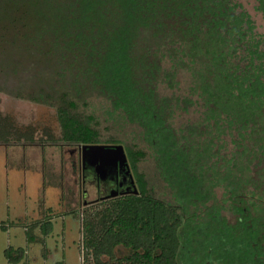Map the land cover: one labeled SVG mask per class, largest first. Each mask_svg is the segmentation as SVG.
Returning a JSON list of instances; mask_svg holds the SVG:
<instances>
[{"label": "trees", "instance_id": "16d2710c", "mask_svg": "<svg viewBox=\"0 0 264 264\" xmlns=\"http://www.w3.org/2000/svg\"><path fill=\"white\" fill-rule=\"evenodd\" d=\"M255 9L264 28V0ZM31 38L82 55L93 82L139 127L173 195L154 196L138 169L146 152L123 145L138 193L84 207L83 264H264V32L239 2L0 0V44ZM141 40L162 46L158 58L137 55ZM184 70L195 75L201 102V114L186 124L160 92ZM74 108L62 97L59 136L43 129L46 140L38 142L37 131L0 112V143L98 144L100 132ZM41 225L43 243L52 226ZM25 232L35 239L32 227ZM12 252L4 250L8 261Z\"/></svg>", "mask_w": 264, "mask_h": 264}, {"label": "rangeland", "instance_id": "374dc122", "mask_svg": "<svg viewBox=\"0 0 264 264\" xmlns=\"http://www.w3.org/2000/svg\"><path fill=\"white\" fill-rule=\"evenodd\" d=\"M236 1L251 14L257 29L264 32L261 16L255 9L256 0ZM33 39L12 45L10 42L9 45L0 44V112L7 115L15 127H30L37 131L38 142L39 137L46 140L43 129H48L54 137L59 136L56 107L62 97L73 101L74 111L100 132L98 144H134L143 149L146 156L138 163V169L145 173L154 196L173 201V195L162 180L155 156L144 143L139 127L129 122L113 106L103 88L93 82L85 71L82 55L61 46L55 48L47 41L34 42ZM147 44L148 51L145 49ZM161 47L154 40H141L137 55L149 52L156 54L152 58H158ZM192 75V72L184 70L178 74L176 86L170 88L166 82L160 86L161 94L173 101L177 121L185 124L201 114V102L193 90L195 75ZM110 139L118 142L109 143ZM41 143H11V149L4 156L3 170L0 171V217L8 219V230L0 228V264H7L4 249L18 245L25 246L27 250L20 264H83L80 213L84 207L99 201H94L97 189L88 180L80 185L78 176L80 168L82 172L84 169L78 146L62 141ZM224 146L226 153L234 147L229 138H226ZM88 171L93 175V170ZM215 193L217 199L222 198L221 188L217 187ZM40 212L51 213L56 218L48 239L54 248L49 258L40 250V244L26 238L22 226ZM22 214L26 217L24 221L13 223L19 221ZM25 225L30 224L27 222ZM125 253V249L116 252L121 256Z\"/></svg>", "mask_w": 264, "mask_h": 264}, {"label": "water", "instance_id": "95a60500", "mask_svg": "<svg viewBox=\"0 0 264 264\" xmlns=\"http://www.w3.org/2000/svg\"><path fill=\"white\" fill-rule=\"evenodd\" d=\"M78 147L83 169L94 170L100 180L112 179V176L120 171L123 173L124 178L129 181L125 193H138L122 145L83 144ZM109 189L106 198L120 194L115 188L111 187Z\"/></svg>", "mask_w": 264, "mask_h": 264}, {"label": "crops", "instance_id": "0c3cea01", "mask_svg": "<svg viewBox=\"0 0 264 264\" xmlns=\"http://www.w3.org/2000/svg\"><path fill=\"white\" fill-rule=\"evenodd\" d=\"M18 144H20V143H18ZM11 149V145H10V143L9 144H5V143H0V171H2L3 170V160H4V156H6V154H7V150L8 149ZM1 174V173H0ZM2 176L0 175V178H1ZM1 211H2V208L0 207V213H1ZM25 215H21L20 217H19V221H15V222H13V223H18V222H23L24 221V219L26 218V217H24ZM33 218L34 219H31L30 221H27L30 225H27V227H32V233H33V235H34V237L33 238H35L34 240H32V241H35V242H37L38 244H40V250L43 252V253H45V256H46V254H48L49 256H48V258L52 255V253H53V251H54V248H53V246L52 245H50L49 244V241H48V239H49V237L51 236V234H52V231L46 236V237H44V241H43V243H41V242H39L38 241V239L39 238H43V234H42V223H50L51 224V226H52V230H53V221H55V217L54 216H52L51 215V213H42V212H40V213H38V214H34L33 215ZM23 219V220H22ZM46 220V221H45ZM45 221V222H44ZM7 222H8V219H3L2 217H0V228L2 229V230H5V229H7L8 227H7ZM27 222L25 223V224H27ZM34 222H37L36 224H34L33 225V223ZM22 225L24 228H26V225ZM8 230V229H7ZM6 230V231H7ZM16 236V235H15ZM9 248H11L12 250H13V252H12V255H11V258H12V260L13 261H8V259L6 258V261H7V264H20V262H22L23 261V259H24V256H25V254H26V248H25V246H21V245H18V246H8ZM5 250V249H4ZM20 250H22V252L20 251ZM3 253H4V251H3ZM5 256V255H4ZM56 260V259H55ZM26 264V263H25Z\"/></svg>", "mask_w": 264, "mask_h": 264}, {"label": "flooded vegetation", "instance_id": "af4514ba", "mask_svg": "<svg viewBox=\"0 0 264 264\" xmlns=\"http://www.w3.org/2000/svg\"><path fill=\"white\" fill-rule=\"evenodd\" d=\"M86 169L81 171L80 168V175L78 176V179L80 180V185L83 186L84 182L88 180V183L90 185H93L97 189V197L94 199V201H97L99 199L106 198L107 194L109 193V188H115L120 194L125 193V189L129 185V181L127 178H124V175L122 172L117 171L113 176L112 179H106V180H100L98 175L95 174L93 170V175L91 173L85 172ZM93 202V201H92Z\"/></svg>", "mask_w": 264, "mask_h": 264}]
</instances>
